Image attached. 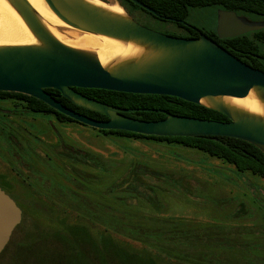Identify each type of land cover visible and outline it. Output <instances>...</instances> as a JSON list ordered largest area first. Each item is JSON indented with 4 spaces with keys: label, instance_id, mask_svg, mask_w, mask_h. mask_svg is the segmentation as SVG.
Segmentation results:
<instances>
[{
    "label": "rangeland",
    "instance_id": "1",
    "mask_svg": "<svg viewBox=\"0 0 264 264\" xmlns=\"http://www.w3.org/2000/svg\"><path fill=\"white\" fill-rule=\"evenodd\" d=\"M134 17L158 33L177 32L172 25ZM216 17L212 8L195 9L187 21L213 31ZM61 26L55 31L66 40L63 29L85 34ZM4 109L15 110L12 102L0 101ZM5 110L0 112L5 177L0 187L21 214L44 218L49 212L38 209L40 201L51 207L57 226L91 220L84 225L91 236L99 239L105 231L153 256L162 248L171 255L169 264H264V179L193 149L117 139L78 123ZM32 226L28 220L27 227Z\"/></svg>",
    "mask_w": 264,
    "mask_h": 264
},
{
    "label": "water",
    "instance_id": "2",
    "mask_svg": "<svg viewBox=\"0 0 264 264\" xmlns=\"http://www.w3.org/2000/svg\"><path fill=\"white\" fill-rule=\"evenodd\" d=\"M36 41L34 45L0 46V92L39 100L59 114L100 131H124L154 137H226L248 143L264 155V72L252 69L201 35L196 39L167 36L141 26L87 0H43L51 13L71 29L132 45L135 55L102 65L95 53L68 47L42 24L26 0H5ZM142 10L153 12L137 0ZM154 15V14H153ZM264 29L234 12L218 11L216 36L230 39ZM52 89L73 105L107 118L99 122L66 109L44 90ZM104 90L132 95L167 96L215 111L228 122L175 116L144 122L126 117L135 110L114 108L74 91ZM252 94L261 113L231 100ZM21 210L0 189V254L21 222Z\"/></svg>",
    "mask_w": 264,
    "mask_h": 264
},
{
    "label": "trees",
    "instance_id": "3",
    "mask_svg": "<svg viewBox=\"0 0 264 264\" xmlns=\"http://www.w3.org/2000/svg\"><path fill=\"white\" fill-rule=\"evenodd\" d=\"M137 1L149 8L154 15L142 10L129 0H120L121 5L126 10L139 12L147 20L172 25L177 30H181V33L186 36L191 34V31L183 28L180 21H184L189 11L195 9L217 7L235 12L238 15H252L264 21V0ZM170 36L175 37L173 34ZM206 37L245 65L264 72V29L223 40L218 39L216 35L212 38ZM44 91L63 107L74 113L94 121H107V118L102 115L73 105L62 98L56 90L46 89ZM74 91L114 108L135 110L133 113L124 115L139 121L155 122L164 119V115L148 111L157 110L175 116L228 122L227 118L220 113L173 97L132 95L94 89H74ZM0 101L12 102L15 109L13 110L14 113L16 110L21 109L17 114L24 112L26 114L48 116L59 124L77 123L49 108L41 101L21 94L0 92ZM101 132L117 139H132L193 149L232 166L240 173H248L253 177L264 179V155L254 146L240 140L226 137H154L124 131ZM70 182L71 178H67V186L70 185ZM131 188L129 186L128 191L131 192L133 190ZM50 192L51 197L49 196L48 201L53 203V190ZM37 207L41 211L46 210L49 212L45 216L46 218L34 219L26 211L25 213L22 212L20 224L13 231L9 243L0 254V264H169L167 260L171 258V255L168 252L166 254L162 248L157 255L153 256L152 252L145 249L122 245L123 243H119L115 238L106 235L105 231L97 239L86 231L87 227L84 225H92L91 220L87 219L79 223L78 226H74L71 222H64L66 225H63L62 221L57 226L51 215V207L45 209L40 201H37ZM28 220L33 223L32 228L27 227ZM131 237L130 240L134 242L139 239L136 236ZM145 242L148 243V240H145Z\"/></svg>",
    "mask_w": 264,
    "mask_h": 264
},
{
    "label": "bare ground",
    "instance_id": "4",
    "mask_svg": "<svg viewBox=\"0 0 264 264\" xmlns=\"http://www.w3.org/2000/svg\"><path fill=\"white\" fill-rule=\"evenodd\" d=\"M36 12L45 28L62 44L79 50L90 51L96 54L102 65L113 60L123 59L135 55L138 50L132 45H125L115 40L90 34H76L71 30L63 29L64 34L70 37L66 40L55 30L61 28V23L48 9L43 0H26ZM95 5L106 8L115 13H122V9L116 4H106L97 0H87ZM63 24V23H62ZM65 25V24H64ZM68 27V26H67ZM35 39L5 0H0V46L34 45ZM231 102L249 112L261 113V107L252 94L245 99H233Z\"/></svg>",
    "mask_w": 264,
    "mask_h": 264
},
{
    "label": "flooded vegetation",
    "instance_id": "5",
    "mask_svg": "<svg viewBox=\"0 0 264 264\" xmlns=\"http://www.w3.org/2000/svg\"><path fill=\"white\" fill-rule=\"evenodd\" d=\"M108 1V3H106V4H114V3H116V4H118L125 12H126V14L129 16V17H131L135 22H137V19L134 17V15L135 14H137L138 16H142L143 18H144V16L142 15V14H140L139 12H136V11H130V10H126L122 5H121V2H120V0H113L114 1V3H113V1L112 0H107ZM209 8H212V9H214L216 12H218V11H226V10H224V9H222V8H217V7H209ZM209 8H204V9H209ZM190 11H192V10H190ZM190 11H189V13H190ZM227 12H230V11H227ZM235 13V12H234ZM236 14V13H235ZM238 17H241L242 15H238V14H236ZM188 16H189V14H188ZM188 16H187V18L184 20V21H180L181 23H180V25L183 27V28H186V29H188V30H190L191 31V34H188L187 36L186 35H184L183 33H181V30H177V32L176 33H174L173 32V35L175 36V37H177V38H184V39H196V38H199L201 35H203V36H209L210 38H212L214 35H216V18H215V23H214V30L213 31H203V30H201V29H199V28H197V27H195V26H193V25H191V24H189L188 23V21H187V19H188ZM142 26V25H141ZM175 28V27H174ZM176 29V28H175ZM161 34H164V35H167V36H170V35H168L169 33H161ZM218 38V37H217ZM5 110V109H4ZM4 110H0V112L1 111H3L4 112ZM5 111H10V112H13L12 110H5ZM4 179H5V177L2 175V173H0V184L1 185H3V183H4ZM0 189L1 190H3V188L2 187H0ZM5 192V191H4Z\"/></svg>",
    "mask_w": 264,
    "mask_h": 264
}]
</instances>
